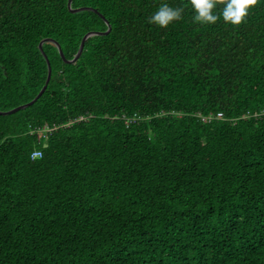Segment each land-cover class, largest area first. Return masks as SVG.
I'll list each match as a JSON object with an SVG mask.
<instances>
[{"label":"trees","instance_id":"1","mask_svg":"<svg viewBox=\"0 0 264 264\" xmlns=\"http://www.w3.org/2000/svg\"><path fill=\"white\" fill-rule=\"evenodd\" d=\"M161 3L183 7L167 28ZM0 0V264H264V0ZM224 5H217L220 14ZM41 156L32 158L33 151Z\"/></svg>","mask_w":264,"mask_h":264},{"label":"clouds","instance_id":"2","mask_svg":"<svg viewBox=\"0 0 264 264\" xmlns=\"http://www.w3.org/2000/svg\"><path fill=\"white\" fill-rule=\"evenodd\" d=\"M190 4L195 12V23L215 24L222 14L225 23L240 25L248 16L249 9L258 4V0H190ZM217 5H224L220 14L215 12ZM183 12V7L161 3L158 10L148 17V22L167 28L172 22L183 19Z\"/></svg>","mask_w":264,"mask_h":264},{"label":"water","instance_id":"3","mask_svg":"<svg viewBox=\"0 0 264 264\" xmlns=\"http://www.w3.org/2000/svg\"><path fill=\"white\" fill-rule=\"evenodd\" d=\"M71 2H72V0H67L68 9L71 12H78V11H82V10H92V11H95L98 14H100L95 8H92L90 6H80V7L72 8ZM101 16L103 17V15H101ZM105 22L107 23V29L105 31H88V32H86L83 35V37H82V39L80 41L79 47L77 49V52L70 59H67L64 56V53H63L59 43L56 40H54L52 38H43V39H41L39 41V43H38V48H39L41 54L44 56L46 64H47V76H46V80H45L43 86L41 87L39 92L30 101H28L26 103H23V104H20V105H18L16 107H13V108L9 109V110H5V111L0 110V114L8 115V114L14 113V112H16V111H18L20 109H24V108L32 105L38 99V97L44 92V90L46 89V86H47V84H48V82L50 80V77H51V65H50L49 59H48V57H47V55H46V53H45V51L43 50V47H42L44 42L48 41V42L54 43L56 48H57V51L60 54V56L63 59V61L67 62V63H72V62L76 61L79 58V56L81 55V53L83 51V48H84L85 41H86V39L88 37L93 36V35H105V34H107L109 32V30L111 29V26H110L109 22L106 19H105Z\"/></svg>","mask_w":264,"mask_h":264},{"label":"built area","instance_id":"4","mask_svg":"<svg viewBox=\"0 0 264 264\" xmlns=\"http://www.w3.org/2000/svg\"><path fill=\"white\" fill-rule=\"evenodd\" d=\"M37 156H41L40 151H38V150L33 151L32 154H31V157L34 158V157H37Z\"/></svg>","mask_w":264,"mask_h":264}]
</instances>
